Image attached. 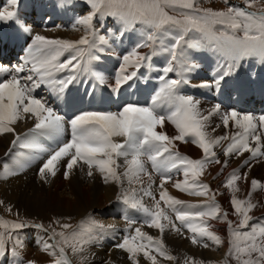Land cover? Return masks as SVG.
Returning a JSON list of instances; mask_svg holds the SVG:
<instances>
[{
  "label": "snow or ice",
  "instance_id": "1",
  "mask_svg": "<svg viewBox=\"0 0 264 264\" xmlns=\"http://www.w3.org/2000/svg\"><path fill=\"white\" fill-rule=\"evenodd\" d=\"M81 2L88 7V11L78 17L75 23L83 26L84 36L77 41H68L50 39L40 34L32 35L23 62L11 69L0 67V135L12 133L15 137L6 155H11L17 146L37 154L47 153L37 173L44 183H48L50 176L57 174L60 162L66 161L63 172L65 179L69 178L74 166L83 164L87 166L89 177L93 176L95 169L105 183L115 182L123 186L127 180L129 184H138L139 189L132 188L130 194L125 191L117 196V200L141 212L145 217L142 225L155 228L161 234L166 228L183 234L182 229L186 228L192 234L190 239L193 244H201L207 238L220 245L223 241L210 230L208 220H222L229 227L230 239L226 255L236 260L237 264H264V224L257 226L250 223L253 219L250 212L257 206L251 200L252 193L264 188V184L252 179L248 197L239 199L235 193L239 191L237 181L241 175L235 169L229 174L224 187L232 193L230 204L233 214L238 217V223L233 227V222L227 220L228 213L215 200L219 193L213 192L207 183L200 180L209 165L220 164L221 171L228 166V160L222 162L215 151L222 142L227 141L223 148L226 158L250 154L243 161L242 167L251 168L252 161L264 158V114L256 117L241 114L234 109L221 111L219 104L205 113L199 107V100L180 91L182 85L189 83L186 74L198 67L194 54L205 49L218 56L223 70L211 83L202 82L200 87L210 88L213 84L219 87L220 82L232 75L233 70L245 61L255 60L264 64V9L247 11V8L253 6V0H245L244 7L230 5L228 0H224L227 7L220 10L198 8L196 0ZM10 3L15 5L17 0H10ZM109 20L118 25L120 39L125 34L138 36V41L130 52L123 55L111 79L98 69L96 62L100 61V56L94 54L95 51H104L98 47L97 41L100 45H107V36L114 35L112 28H108L106 35H98L94 21L105 28ZM13 21L21 32L31 33V27L19 21L15 11H0V22ZM141 48H150L153 54L159 49L168 57L166 66L161 69L163 74L158 77L160 86L150 106L128 103L115 112L84 111L66 119L44 99L34 95L36 89L42 86L60 95L78 81L89 85L95 82L119 93L125 85L131 86L129 82L138 77L144 62L151 59L150 55L140 52ZM25 71L28 75L21 76ZM62 72L67 75L58 78L57 74ZM172 72L176 73L177 78H169L168 74ZM22 115L34 118V124L24 138L16 135L13 127ZM213 116L219 117L225 129L231 127L234 131L213 136L209 132ZM166 122L174 126L175 135L170 136L157 130L163 129ZM69 130L70 139L53 151L49 152L37 142V137L59 139ZM117 137H123V142H117ZM176 141L191 142L202 151V158L192 159L181 155L175 150ZM142 157H146V161ZM121 158L124 160L123 172L118 170ZM146 162H150L152 172L159 175V199L151 190L154 181L152 173L146 168ZM5 169L11 175L16 174L7 165ZM173 170H182L184 176V180H177L173 187L180 192L203 197V202L186 204L168 193L165 184L172 181L170 173ZM142 176L148 178L147 185ZM247 178L245 172L243 179L246 182ZM143 197L153 201L152 208L144 205ZM178 205L183 207L178 208ZM165 209L174 213L175 220ZM8 211L11 212V208ZM125 219L129 229L136 223L127 216ZM56 223L61 230L53 228L50 239L59 237V240L53 244L46 242L42 248L49 255L57 257L54 264H70L67 248H71L73 254L84 253L86 246L94 243L99 233L106 230L104 225L91 218L87 227L84 221L77 228L68 223ZM9 225L13 230L29 226L25 221H0V227L7 228ZM34 226L43 229V225ZM132 232V235L124 236L122 242L115 245L127 254L132 264H139L138 257L141 254L151 264H158L157 255L168 260L174 259L166 251L162 239L148 235L141 227L132 229ZM15 247H22V244L18 241L14 246V255ZM153 252L157 255H153ZM4 254L3 234H0V257Z\"/></svg>",
  "mask_w": 264,
  "mask_h": 264
},
{
  "label": "bare ground",
  "instance_id": "2",
  "mask_svg": "<svg viewBox=\"0 0 264 264\" xmlns=\"http://www.w3.org/2000/svg\"><path fill=\"white\" fill-rule=\"evenodd\" d=\"M19 5L24 6L26 11L24 15H18ZM4 10L15 11L22 21H24V17H30L32 21L27 25L31 27L32 31L31 33L21 32L14 21L8 22V27L0 28V64L4 62L8 64V66L1 65L0 67H12L22 63V58L27 55V49L31 44L32 35L40 34L50 39L68 41H77L85 35L83 26L76 25L75 22L78 17L86 14L88 10H82V6L76 0L75 2L73 0H17L15 5H12L10 0H0V11ZM23 23L25 24V22ZM94 25L98 29V35H106L108 28L113 29L114 35L107 36L109 40L107 45H100L97 41L98 47L103 48L104 51L94 52L95 55L100 56V61L96 62L98 69L111 79L121 63L123 55L130 52L138 41V36L136 34H125L123 39H120V33L117 31L118 25H114L113 22L107 24L105 28H101L95 21ZM12 33L15 34L14 38L11 36ZM149 49L141 48L140 52L147 54ZM150 56L151 59L145 61L140 68L138 77L134 81L129 82L131 86L125 85L119 93L103 88L95 82L89 85L78 81L70 85L65 93L60 95L44 86L36 89L34 95L44 99L60 114L64 115L66 119H70L74 114L84 111L115 112L128 103L150 106L152 97L160 86L158 77L163 74L161 69L166 66L168 59L166 53L151 54ZM193 58L198 67L195 71L186 74L189 83L182 85L180 91L184 95H191L196 100H199L201 111L206 113L213 106L219 104L221 111L234 109L241 114H252L256 117L264 114V66L261 63L255 60L245 61L237 69L233 70L232 75L221 81L219 87L213 84L210 88H204L199 85L205 81L211 83L222 72L221 61L217 55L207 49L194 54ZM20 75L26 76L28 72L25 71ZM65 75H67L66 72L57 74L58 78H62ZM168 76L169 78H177L175 72L169 73ZM22 123L23 126L20 127L18 120L13 127L15 134L24 138V130H29L33 126L34 118L24 115ZM217 125L220 126L217 127ZM212 129H215V131L212 132ZM157 130H162L170 136L176 134L174 126L167 122L164 124L163 129L158 128ZM232 131L234 129L231 127L228 129L224 128L218 116L211 118L209 132L213 136H222L226 132L231 134ZM70 137L71 133L69 130L59 139L47 137L50 141L49 144L41 140L37 142L50 152L55 150L61 143L66 142ZM14 138L12 133L0 135V221L12 222L11 216L5 214L6 209L10 208V202L16 204L11 212L13 214L19 213L22 216L33 214L36 217H41L44 214H57L60 217L72 219L75 222L78 221V223L90 216L89 218L104 225L106 230L99 233L98 239L94 243L86 246L84 253L74 254L76 258L79 257L81 259V264L82 262L83 264H106L109 261L111 264H132L127 254L117 249L115 245L122 242L124 236L128 235V230L136 227H141L143 232L156 239H162L166 251L174 257V259L168 260L153 252V255H157L158 264H162L161 260H163L164 264L175 263L176 257L189 256L197 258L201 256L218 264H229L226 256L229 247V227L227 222L208 220V224L211 225L210 230L220 236L223 241L220 245L214 244L207 238H204L201 244L188 243V234L191 233L186 228L182 229L183 234L172 231L170 228H166L165 232L161 234L155 228L142 225L145 217L141 212L134 211L124 204L122 200H117V196L123 192L126 191L130 194L132 188L139 189L138 184H129L127 180L124 181L123 186L115 182L105 183L100 173L95 169H93V176L89 177L87 175V166L83 164L74 166L70 171L69 178L65 179L63 172L66 161H61L58 165L57 174L54 177L50 176L48 183H44L37 173L39 166L47 158V153L37 154L17 146L12 150L11 155H6ZM115 140L122 143L124 138L117 137ZM175 143V150H178L181 155H187L192 159L202 158V151L191 142L176 141ZM226 144L227 141L222 142L221 145L215 148V151L222 162L225 159L228 160V166L221 171L222 165L211 164L204 175L200 177V180L203 183H207L213 192L219 193L215 197L216 202L228 213L227 220L237 224L238 217L233 214L232 205L230 204L232 193L224 187V184L229 174L234 169L238 170L241 179L237 181L239 191L235 195L239 199H246L252 179L264 184V158H260L259 161H252L251 168L242 167L243 161L250 154L244 153L241 157L231 156L226 158L223 155V148ZM130 158L131 156H129ZM142 159L146 161V157H142ZM119 163L121 167L118 170L123 172V158L119 160ZM5 165L16 174H9L5 169ZM146 168L152 173L154 181L151 190L154 194H157V199H159V175L152 172L150 162H146ZM245 172L248 174L247 182L243 179ZM170 175L172 176V181L165 184L169 194L186 202V204L203 202V197L189 195L173 187L174 182L177 180H184L182 170L179 172L173 170ZM142 179L145 185L149 183L146 176H142ZM139 196L140 193L138 192L137 198ZM251 200L257 206L250 213H254L257 216L250 223L260 226L264 224V188L254 191ZM143 203L145 206L152 208L153 201L150 198L143 197ZM161 207H164L163 202H161ZM177 207L183 206L178 205ZM257 208H261L260 211ZM165 211L168 212L172 219L175 218L174 213L170 210L165 209ZM126 216L131 220H136V223L132 224L131 229L128 227ZM109 226L112 227L109 228ZM31 228H34V226H29L28 229L31 231L29 235H32L33 232ZM4 229L7 231L12 230L10 225L7 228L4 227ZM126 229L128 230L126 231ZM43 230L45 231V229ZM45 232L47 234L43 236L44 240L41 244L35 241L39 240L40 237H28V241L25 242L26 244L24 243L25 245L22 249V256L26 260L38 264H49L46 262L52 259V255L43 251L42 248L44 243L53 244L56 240L50 239L51 231L47 230ZM204 244L208 246L205 247L203 246ZM66 253L70 264L79 263L72 258V252H69V254L66 251ZM141 256L143 255L141 254L138 257L139 264H151L150 260L141 259Z\"/></svg>",
  "mask_w": 264,
  "mask_h": 264
},
{
  "label": "rangeland",
  "instance_id": "3",
  "mask_svg": "<svg viewBox=\"0 0 264 264\" xmlns=\"http://www.w3.org/2000/svg\"><path fill=\"white\" fill-rule=\"evenodd\" d=\"M73 1L75 2V0H73ZM77 1L80 2L81 4H83L82 5V10L83 9L84 10H88V7L84 3H82L81 0H77ZM21 3H23V2H21ZM228 4L239 6V7H244L245 6V0H228ZM196 6L198 8H211V9H215V10L225 9L227 7V5L225 4L224 0H196ZM261 9H264V0H253V6L250 7V8H247L246 10L247 11H260ZM17 13H18V15H24L26 13V11L24 9V6L19 5ZM82 15H84V14H82ZM17 17L19 19V16H17ZM19 21L25 22V24L27 25V24H30L32 20L30 19V17H24V21H22L21 19H19ZM110 22H112V21L109 20L108 24ZM7 23L8 22H0V28L8 27ZM60 27H62V26H60ZM11 36L14 38L15 34L12 33ZM147 54L148 55L153 54L152 49H149L147 51ZM155 54H165V53L163 51L157 49ZM4 65H7V64H4ZM262 65L264 66V64H262ZM7 68L10 69L11 67H7ZM62 77H64V76H62ZM4 78H7V77L5 76ZM22 117H24V115H22ZM19 125H20V127L23 126L22 118L19 119ZM26 130H28V129H26ZM26 130H24L23 134H26V133L29 132V130L28 131H26ZM38 140L40 141L41 139L37 138V141ZM45 143L49 144L50 143L49 139H45ZM14 206H16V204L13 203V202H10L9 207L11 208V211H13ZM257 209H258V211H260L261 208H257ZM5 214L7 216L8 215L11 216L12 221H16V222L25 221L29 226L43 225V229H47L49 232L51 231V233H52V229L53 228H55L56 231H60L61 230L59 228V225L56 222H59L61 224L62 223H68V224L72 225L73 228H77L80 225V223H81V222L78 223V221L75 222L72 219L69 220L68 218L60 217L57 214L56 215H54V214L53 215L44 214V215H41V217H36L33 214H30V216H24V215L22 216V215L19 214V216H17V214H13L12 212H9L8 209H6ZM250 215L253 218H255L257 216L254 213H250ZM89 217H87L86 219H82L85 222V227L88 226ZM174 217H175V215H174ZM107 218H109V217H107ZM173 219L175 220V218H173ZM29 226L24 227L22 229H18V230L17 229L16 230L12 229V230H8V231L5 230L4 227H0V234H3V247L5 249L4 250L5 254L2 257H0V264H30V261L26 260L25 257L22 256L23 255L22 254L23 253V250H22L23 246L26 244L25 242L28 241L27 240L28 237H32V238L40 237L39 240H35V241H38V242H36L38 244L43 243V240H44L43 236L46 235V232L43 229L41 230V228H37V227L34 226V228H31L33 230L32 235H29V233H31V231L28 229ZM235 226H236V224H233V227H235ZM68 231L70 232L71 229H69ZM38 232H39V234H38ZM9 233L11 234V238H9ZM36 234H37V236H36ZM132 234H133L132 229L128 230V235H132ZM228 235H229V229H228ZM190 237H191V234H188V243H191ZM229 239H230V236H229ZM55 240H59V237H55ZM18 241H19L20 244H22V247H15L16 255H14L13 254V249H14V246L17 245ZM66 251L68 253L72 252L71 248H67ZM227 253H228V250H227L226 254ZM71 256H72L73 259H75V262L78 261L79 263L78 262L77 263L81 264V259L79 257L76 258L74 254L71 255ZM141 257H142L141 259H145L144 256H141ZM56 258L57 257L52 256V259L50 261L49 260H44V261H49V262H46V263L54 264V260ZM206 259L202 258L201 256L198 257V258L195 257V256L176 257L175 258V263H171V264H218V263H215V262H213L211 260H206ZM227 259L229 261V264H237L236 260L232 259V257L227 256ZM160 262L162 264H164L163 260H161ZM31 264H38V263L31 262Z\"/></svg>",
  "mask_w": 264,
  "mask_h": 264
}]
</instances>
